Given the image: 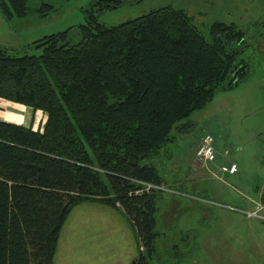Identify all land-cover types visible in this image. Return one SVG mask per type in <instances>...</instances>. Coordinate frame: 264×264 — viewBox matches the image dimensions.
Segmentation results:
<instances>
[{"label": "trees", "instance_id": "1", "mask_svg": "<svg viewBox=\"0 0 264 264\" xmlns=\"http://www.w3.org/2000/svg\"><path fill=\"white\" fill-rule=\"evenodd\" d=\"M30 1L0 0V15L53 9ZM126 2L96 0L83 24L28 45L37 54L0 47V99L46 116L41 132L0 120V264H53L71 208L88 200L121 208L141 244L132 264H150L165 186L153 158L176 124L250 73L233 24L214 22L205 39L168 7L99 23Z\"/></svg>", "mask_w": 264, "mask_h": 264}, {"label": "rangeland", "instance_id": "2", "mask_svg": "<svg viewBox=\"0 0 264 264\" xmlns=\"http://www.w3.org/2000/svg\"><path fill=\"white\" fill-rule=\"evenodd\" d=\"M95 1L32 0L31 9L41 4L53 9L44 17L32 13L10 21L0 15V47L37 54L28 45L83 24L84 11ZM164 7L183 11L205 39L214 22L243 31L247 47L242 58L250 73L236 88L217 91L202 110L176 124L172 140L153 158L165 186L156 200L158 237L150 264H264V0H128L103 12L98 21L117 26ZM5 101L0 100V120L19 122L9 110L28 118L35 113ZM205 136L218 153L207 168L195 158ZM230 164L237 172L222 174L220 168ZM256 205L261 211L249 216ZM140 247L121 208L90 200L69 212L54 264H132Z\"/></svg>", "mask_w": 264, "mask_h": 264}, {"label": "built area", "instance_id": "3", "mask_svg": "<svg viewBox=\"0 0 264 264\" xmlns=\"http://www.w3.org/2000/svg\"><path fill=\"white\" fill-rule=\"evenodd\" d=\"M195 158L205 168L215 163L217 154L213 146V140L210 136H205L202 139L200 145L195 151ZM220 172L222 174L234 175L237 172V169L234 164H230L228 166H222L220 168ZM147 187L150 188L151 186L148 185ZM259 211H261V207L259 205H256L253 214L251 213L249 214V216H256L255 212Z\"/></svg>", "mask_w": 264, "mask_h": 264}, {"label": "crops", "instance_id": "4", "mask_svg": "<svg viewBox=\"0 0 264 264\" xmlns=\"http://www.w3.org/2000/svg\"><path fill=\"white\" fill-rule=\"evenodd\" d=\"M0 100H2V99H0ZM3 101H5V100H3ZM5 102H7V103H10V102H8V101H5ZM14 105H17V106H19V107H24V108H27V109H31L30 107H26V106H23V105H20V104H17V103H13ZM14 109V108H13ZM17 109V108H16ZM32 110V109H31ZM35 113L33 114V117L31 118V117H27L26 115L27 114H25V113H20L18 110L17 111H15V110H9V112H8V114H11L13 117H17L18 118V123H13V124H15V125H21V126H23V127H25V128H30V129H32L33 131H42V128H43V126H44V123H45V121H46V116H45V114L43 113V112H41V111H39V110H36V111H34ZM38 116H39V118H38ZM42 117V119L40 120V118ZM36 118H38V119H36ZM27 120H29V125L30 126H28L27 125V123H26V121ZM1 121H4V122H8V123H12V122H9V121H6V120H2L1 119ZM41 121V122H40ZM34 125V126H33ZM203 139V138H202ZM202 141V140H201ZM217 155H218V153H216ZM88 201H90V200H88ZM88 201H83V202H81V203H79V204H77V205H75L74 207H79V205H83L84 203H86V202H88ZM96 201V200H95ZM98 202H100V201H98ZM102 203V202H101ZM74 207H72L71 209H73ZM81 207V206H80ZM115 208H120V207H115ZM70 212H71V210H70ZM58 237H59V235H58ZM57 244H58V241H57ZM56 249H57V247H56ZM140 250H141V247H140ZM56 253V252H55ZM55 256V255H54ZM53 264H54V258H53Z\"/></svg>", "mask_w": 264, "mask_h": 264}]
</instances>
